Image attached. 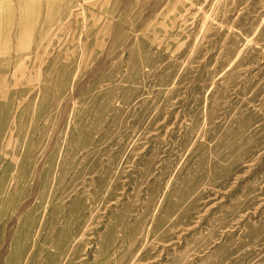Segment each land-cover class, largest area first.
<instances>
[{
  "label": "rangeland",
  "instance_id": "obj_1",
  "mask_svg": "<svg viewBox=\"0 0 264 264\" xmlns=\"http://www.w3.org/2000/svg\"><path fill=\"white\" fill-rule=\"evenodd\" d=\"M0 264H264V0H0Z\"/></svg>",
  "mask_w": 264,
  "mask_h": 264
}]
</instances>
